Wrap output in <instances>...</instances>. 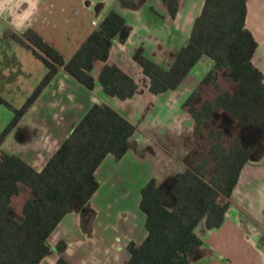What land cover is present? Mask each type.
Instances as JSON below:
<instances>
[{"label": "crops", "instance_id": "crops-1", "mask_svg": "<svg viewBox=\"0 0 264 264\" xmlns=\"http://www.w3.org/2000/svg\"><path fill=\"white\" fill-rule=\"evenodd\" d=\"M177 1L171 17L161 0H141L134 6L121 0H0V94L4 92L8 99H0V133L12 117L4 105L18 108L7 101L22 105L37 83L25 63L37 65L38 58L11 33L20 36L30 28L67 60L114 10L125 23L112 39L106 62L126 71L138 85L132 98L121 100L106 95L97 82L103 62L94 63L92 90L60 68L0 143V151L19 156L39 171L94 103L111 106L135 125L130 137L134 147L119 159L110 153L104 157L94 172L97 190L79 211L60 220L46 240L49 250L40 264H54L59 257L69 264H125L128 242L139 244L147 233L145 214L139 208L141 188L151 178L158 185L167 183L184 169L182 159L194 145V121L181 104L213 61L202 55L176 88L151 94L148 77L132 59L141 47L144 56L164 69L171 67L204 2ZM245 26L257 43L252 62L264 76V0H246ZM156 100L157 106L150 107ZM146 106L150 110L138 122ZM251 165L258 166L256 176L241 187L236 184L222 224L212 229H206L204 221L197 225L202 244L189 264H264V136L256 140L242 169ZM21 194L20 185L10 203L15 217H21L14 210L15 198L21 213L22 203L31 197ZM60 241L65 243L62 251L57 249Z\"/></svg>", "mask_w": 264, "mask_h": 264}, {"label": "trees", "instance_id": "trees-1", "mask_svg": "<svg viewBox=\"0 0 264 264\" xmlns=\"http://www.w3.org/2000/svg\"><path fill=\"white\" fill-rule=\"evenodd\" d=\"M161 1L175 16L178 1ZM245 19L246 0H204L187 43L169 69L144 56L141 47L132 55L149 79L151 94L176 88L202 55L211 58L213 66L181 104L194 121V145L182 159L184 169L174 174L173 204L166 205L167 196L154 178L141 188L139 208L147 233L139 244L128 242L125 264H189L202 244L197 225L204 221L205 228L212 229L223 222L240 172L256 140L264 136V76L252 62L257 43ZM124 23L110 10L67 60L30 28L20 36L11 33L47 71L24 105L13 109L15 115L0 133V143L60 68L92 90L94 63L103 62L97 77L102 91L121 100L132 98L138 89L134 78L106 62L112 39ZM221 78L230 89H221ZM220 115L233 130L226 132L215 123ZM134 130L135 125L117 110L94 103L41 170L0 151V264H40L49 250L46 240L60 220L79 211L97 190L94 172L104 157L110 153L119 159L134 147L130 140ZM22 184L32 196L22 203L21 217H15L10 203ZM64 247L63 241L57 244L59 251ZM54 264L69 263L59 257Z\"/></svg>", "mask_w": 264, "mask_h": 264}, {"label": "rangeland", "instance_id": "rangeland-1", "mask_svg": "<svg viewBox=\"0 0 264 264\" xmlns=\"http://www.w3.org/2000/svg\"><path fill=\"white\" fill-rule=\"evenodd\" d=\"M11 35V34H10ZM18 44V43H17ZM17 44H15V45H17ZM17 47H19V49H22V51L24 52V53H26L27 52V50L23 47V46H20L19 44L17 45ZM36 62H37V65L36 64H34L33 66H31V65H28V63L26 64L25 63V61H24V59H23V63H25V66H27L28 67V69H29V71H30V73H31V76H30V78L32 79V78H34L35 79V81H37V83H36V85H34L33 86V88L30 90V92H28V95H26V97H25V101L22 103V105L20 104V105H15V104H13V103H11V102H9V101H7L9 104H11L12 106H19L18 108H16V109H20L23 105H24V103L28 100V97L33 93V91L35 90V88L38 86V84H39V82L42 80V78L44 77H42L39 81H38V77L42 74V71L45 69L46 70V68H45V66L43 65V63L40 61V60H38V59H36ZM45 75V74H44ZM220 86H221V89H230V85L227 83V82H225L224 81V79H220ZM206 94H208V95H211V92L208 90L207 91V93ZM1 98H3L4 100H8V99H6L5 98V96H4V92L3 93H1L0 94V99ZM4 105V104H3ZM5 106V108H7L6 109V113H8L9 114V109L11 110V112H12V117L10 118V119H8V122H10L11 121V119L14 117V111H13V109H12V107L11 108H9V106L6 104V105H4ZM155 106H157V100L156 101H151V106L150 107H155ZM150 109H148V111H149ZM157 110H155V112H156ZM147 114H148V112H147ZM215 123L217 124V125H219L224 131H226V132H230V130L232 129L233 130V126H232V124H231V122H229L227 119H224V116L222 117L221 115L220 116H218V118H216V121H215ZM246 165V164H245ZM257 168H258V166L257 167H255L254 165L252 166H245V169L243 170H241V172H240V175H239V178H238V182H237V184L241 187V186H243V185H245L246 183H248V182H250V181H253L254 180V178H255V176H256V172H257ZM21 187H22V194H21V196H25L26 194L29 196V193H30V195L32 196V194H31V190L26 186V185H24V184H22L21 185ZM25 191H28V192H26L25 193ZM16 199H18V198H15V201H14V210H17V212H19L18 213V215H20L21 213H20V208H18L17 207V205H16ZM106 209H108V210H110L111 209V207H109L108 205H106V207H105ZM13 213L14 214H16V212L15 211H13ZM22 215V214H21Z\"/></svg>", "mask_w": 264, "mask_h": 264}, {"label": "water", "instance_id": "water-1", "mask_svg": "<svg viewBox=\"0 0 264 264\" xmlns=\"http://www.w3.org/2000/svg\"><path fill=\"white\" fill-rule=\"evenodd\" d=\"M121 1L126 6H134L138 4L141 0H121ZM173 183H174V177L171 181H168L167 183L159 185L160 189H162L167 196L166 205L168 206L172 205L174 201L170 194V190H171Z\"/></svg>", "mask_w": 264, "mask_h": 264}]
</instances>
